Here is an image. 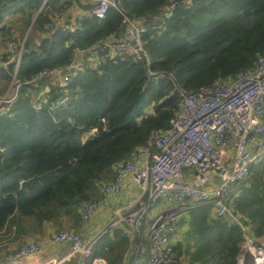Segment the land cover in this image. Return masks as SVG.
<instances>
[{
	"label": "trees",
	"instance_id": "obj_1",
	"mask_svg": "<svg viewBox=\"0 0 264 264\" xmlns=\"http://www.w3.org/2000/svg\"><path fill=\"white\" fill-rule=\"evenodd\" d=\"M45 1L0 0V48L8 40L25 42L18 80L64 70L77 51L118 38L126 15L143 22L152 69L171 79L148 82L143 65L124 57L67 75L66 106L59 104L65 89L50 77L24 85L10 115L0 117V235L15 230L20 237L36 238L48 224L62 229L67 222H82L79 208L97 201L100 185L114 180V167L170 129L183 93L231 82L264 57V0H194L191 8L183 0H118L104 19L81 0ZM75 2L87 14L74 26H59ZM173 3L177 8L167 19ZM33 31L39 42L29 34ZM12 58L0 54V96L15 72ZM46 86L50 100L37 110ZM263 171L255 167L254 184L239 187L235 197L257 240L264 236ZM43 175L21 190L23 182ZM189 214L185 241L172 245L178 257L185 264H238L241 230L213 217L208 207ZM117 238L99 251L109 264H125L123 248L130 244ZM103 242L98 240L95 256L104 250ZM245 264H254L249 255Z\"/></svg>",
	"mask_w": 264,
	"mask_h": 264
},
{
	"label": "built area",
	"instance_id": "obj_2",
	"mask_svg": "<svg viewBox=\"0 0 264 264\" xmlns=\"http://www.w3.org/2000/svg\"><path fill=\"white\" fill-rule=\"evenodd\" d=\"M190 8L194 0H183ZM47 0L45 1V3ZM90 6V13L104 19L118 0H81ZM177 5L167 8L170 18ZM59 22V21H58ZM147 28L134 17L124 16L118 38L108 39L79 52L61 71L38 73L29 80L17 78L25 42L4 41L0 54L13 55L15 72L7 92L0 96V117L10 115L24 85H37L43 78H60L59 87H67L69 74L85 69L98 70L109 59L129 57L143 65L148 82L170 76L152 69V59L143 41ZM89 60L77 62L79 55ZM50 91L36 102L41 110L50 100ZM69 102L64 90L61 106ZM264 167V57L255 62L254 70L240 72L231 82H217L192 93L182 94L180 111L170 122V129L154 137L149 148L134 152L132 160L114 167V180L99 187L107 198L119 195L130 177L141 194L114 210L105 228L91 239L66 228L49 239L51 246L68 247L55 258H46V248L37 241H28L14 251L0 255V264H108L95 256V246L106 232L120 233L130 244L125 264H185L173 251L172 241L182 220L195 208L208 207L216 218L224 219L241 230L243 242L238 264H245L249 255L254 264H264V247L258 244L251 227L244 222L235 205L239 187L254 182L253 169ZM264 179V171H263ZM102 201L82 205L79 216L88 226ZM156 211L153 216L152 213Z\"/></svg>",
	"mask_w": 264,
	"mask_h": 264
},
{
	"label": "crops",
	"instance_id": "obj_3",
	"mask_svg": "<svg viewBox=\"0 0 264 264\" xmlns=\"http://www.w3.org/2000/svg\"><path fill=\"white\" fill-rule=\"evenodd\" d=\"M86 14H87V10L84 9L83 5L75 2L72 5V7L67 11V13L59 19L58 24H59V26H65L68 24L74 26V24L77 22V20L82 18ZM87 60H89V55H87V54H84V55L81 54L77 58L78 63L85 62ZM59 79L60 78L57 79L56 76H54L52 78L53 81L55 80L54 82H58L57 80H59ZM46 91H50V86H46L44 92H46ZM140 194H141V192H140L137 184L135 183L133 177H130L127 180L124 190L119 195L105 198L100 194V191H99V197L97 200L102 201V206L97 210V213L94 216V218L92 219V221L90 222V224L88 226H84L83 223L80 222L76 226H72L71 222H67L66 223L67 228H68V230L74 231L75 233L81 235L86 240L91 239L94 236H97L98 234H100V232L105 228L106 224L112 218L114 210L117 207L124 205L131 198H135V197L140 196ZM210 211H211V209H210ZM155 214H156V211H154L152 213L153 216ZM189 215L190 214H188L187 217H185L182 220L179 231L172 241V245L178 246L180 243H183L185 241V233L188 229L187 221L189 220ZM211 215L213 217H215L213 215L212 211H211ZM51 228H54L53 225L48 224L45 227V233L43 236L47 235ZM43 236H38L36 238L46 248V251H45V257L46 258L60 257L68 251V247L66 245L57 246V247L51 246L49 244V239L51 238V236L44 239V240L40 238ZM118 236L123 237L120 233H109V232H106L102 237H100L99 240L104 238V242L102 245V246H104V248H103L104 250H102V248H100L98 250V253L100 250H101L100 252L105 251L108 248L107 246H109L112 242H114L115 240L118 239L117 238ZM123 238H125V237H123ZM28 241H26V242H28ZM26 242H24V244H26ZM24 244H22V245H24ZM258 244L264 247V236L258 238ZM22 245H19L17 248L21 247ZM129 247H130V245L128 247H125V250L123 248L125 262H126L127 253L129 251ZM17 248L13 249L12 251L16 250ZM103 255H104V253L103 254L99 253L98 256L105 258V256H103ZM184 258H185V256H184ZM77 263H78V259H75L72 262L67 263V264H77Z\"/></svg>",
	"mask_w": 264,
	"mask_h": 264
},
{
	"label": "rangeland",
	"instance_id": "obj_4",
	"mask_svg": "<svg viewBox=\"0 0 264 264\" xmlns=\"http://www.w3.org/2000/svg\"><path fill=\"white\" fill-rule=\"evenodd\" d=\"M29 34H31L37 42L40 41L41 37L38 36L35 33V31H33L32 33L30 32ZM254 182L252 184H254ZM64 226L66 229H68L67 224H65ZM58 229H59L58 227L51 228L49 230V233L47 235H45L46 237L43 236L40 238L44 240V239L50 237L55 232H57ZM2 234L3 235H0V255L6 254L9 251H12L13 249L17 248L19 245L24 244V242H26L28 240L39 242V240L35 237L34 238H32V237L31 238L20 237V236H18V234L16 233L15 230H12V232H10L9 234H5V235H4V233H2ZM185 260L188 262V258L186 256H185Z\"/></svg>",
	"mask_w": 264,
	"mask_h": 264
},
{
	"label": "water",
	"instance_id": "obj_5",
	"mask_svg": "<svg viewBox=\"0 0 264 264\" xmlns=\"http://www.w3.org/2000/svg\"><path fill=\"white\" fill-rule=\"evenodd\" d=\"M46 175L43 176H36L34 178H32L31 180L27 181V182H23L21 185V190H25L26 187L30 186L32 183L34 182H38L41 181Z\"/></svg>",
	"mask_w": 264,
	"mask_h": 264
}]
</instances>
